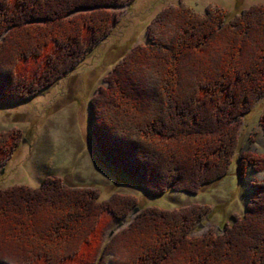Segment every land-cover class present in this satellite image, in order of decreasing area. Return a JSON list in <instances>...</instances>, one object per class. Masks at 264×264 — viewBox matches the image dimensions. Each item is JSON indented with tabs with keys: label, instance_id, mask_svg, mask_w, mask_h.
I'll use <instances>...</instances> for the list:
<instances>
[{
	"label": "trees",
	"instance_id": "obj_1",
	"mask_svg": "<svg viewBox=\"0 0 264 264\" xmlns=\"http://www.w3.org/2000/svg\"><path fill=\"white\" fill-rule=\"evenodd\" d=\"M130 1L0 0V103L65 75L111 32L110 8ZM147 35L150 44L128 49L94 96L93 139L107 165L150 195L194 194L227 174L239 120L264 95V5L234 15L169 5ZM260 126L264 134V113ZM16 146L0 138V163ZM248 166L264 172V155L243 152L241 177ZM250 185L245 213L215 233L191 235L207 207L148 208L105 242L128 197L101 200L95 188L56 176L12 185L0 189V264H105L108 255L110 264H264V176Z\"/></svg>",
	"mask_w": 264,
	"mask_h": 264
},
{
	"label": "rangeland",
	"instance_id": "obj_2",
	"mask_svg": "<svg viewBox=\"0 0 264 264\" xmlns=\"http://www.w3.org/2000/svg\"><path fill=\"white\" fill-rule=\"evenodd\" d=\"M180 3L199 13L215 6L234 15L252 4L264 5V0H132L111 7L117 17L111 32L87 49L77 65L28 99L0 103V138L12 137L17 142L12 156L0 163V189L17 184L37 187L45 178L56 176L68 185L95 188L101 200L111 195L128 197L131 205L120 219L112 218L104 242L148 208L188 213L207 207L197 217L193 236L215 233L245 213L252 193L250 183L262 180L264 172L248 166L241 177L238 156L243 152L264 155L260 126L264 95L239 120V147L227 174L194 194L168 190L150 195L141 184L107 165L93 139L91 102L98 89L107 85L106 76L128 49L150 44L148 29L160 10ZM111 113L116 115L117 111ZM106 261L110 264L111 255Z\"/></svg>",
	"mask_w": 264,
	"mask_h": 264
},
{
	"label": "water",
	"instance_id": "obj_3",
	"mask_svg": "<svg viewBox=\"0 0 264 264\" xmlns=\"http://www.w3.org/2000/svg\"><path fill=\"white\" fill-rule=\"evenodd\" d=\"M119 226H121V223H120V225Z\"/></svg>",
	"mask_w": 264,
	"mask_h": 264
}]
</instances>
